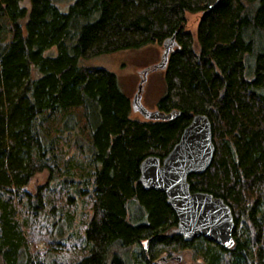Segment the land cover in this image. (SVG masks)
<instances>
[{
    "label": "trees",
    "instance_id": "16d2710c",
    "mask_svg": "<svg viewBox=\"0 0 264 264\" xmlns=\"http://www.w3.org/2000/svg\"><path fill=\"white\" fill-rule=\"evenodd\" d=\"M21 2L0 0L1 264H169L163 255L184 250L206 264H264V0ZM187 12L202 13L196 36ZM173 37L164 118H133L115 73L84 62ZM198 113L216 151L189 182L230 205V249L186 239L166 194L140 182L141 163L162 160Z\"/></svg>",
    "mask_w": 264,
    "mask_h": 264
},
{
    "label": "water",
    "instance_id": "95a60500",
    "mask_svg": "<svg viewBox=\"0 0 264 264\" xmlns=\"http://www.w3.org/2000/svg\"><path fill=\"white\" fill-rule=\"evenodd\" d=\"M173 46L174 37L165 42L166 62ZM133 108L141 109L147 118L165 117L159 111L144 109L138 94L133 100ZM168 117H173V114ZM215 151L211 120L205 114H195L179 141L162 160L149 156L141 163L140 182L145 188L161 190L166 194L168 204L178 217L179 231L186 239L202 236L230 249L235 244L236 227L230 205L211 193L193 192L189 182L191 175L207 171Z\"/></svg>",
    "mask_w": 264,
    "mask_h": 264
},
{
    "label": "rangeland",
    "instance_id": "374dc122",
    "mask_svg": "<svg viewBox=\"0 0 264 264\" xmlns=\"http://www.w3.org/2000/svg\"><path fill=\"white\" fill-rule=\"evenodd\" d=\"M58 7L64 11H68L69 7L77 0H52ZM21 4L27 6L31 5V0H22ZM201 12L193 13L187 12V30H190L196 36L199 21L201 19ZM165 46L158 42H153L135 49H127L117 51L109 54H102L90 59L84 60L85 63L97 67L105 68L115 73L122 91L127 94L132 101L139 95L141 106L147 111L158 110L160 99L166 94V57ZM46 55H56L57 47H51L44 51ZM132 117L138 119H146L147 117L140 111L132 110ZM48 178L47 172L36 174L28 183L27 190L31 193H36L38 188L43 185ZM87 207L80 202L78 204L77 216L75 218V226H81V219H83V211ZM43 228L49 227L46 220L41 219ZM42 227L37 231L36 239L38 240L36 250L43 251L47 248L46 239H51L50 234ZM35 235V234H34ZM40 236V237H39ZM68 241V249L72 250L75 242ZM66 260L76 258L73 252H66L61 255ZM163 258L171 262V264H206L205 260L196 255L192 250H184L173 253L172 256L167 254ZM1 264V259H0Z\"/></svg>",
    "mask_w": 264,
    "mask_h": 264
},
{
    "label": "flooded vegetation",
    "instance_id": "af4514ba",
    "mask_svg": "<svg viewBox=\"0 0 264 264\" xmlns=\"http://www.w3.org/2000/svg\"><path fill=\"white\" fill-rule=\"evenodd\" d=\"M135 110H141V109H139V108H136ZM169 264H171V262H169Z\"/></svg>",
    "mask_w": 264,
    "mask_h": 264
}]
</instances>
